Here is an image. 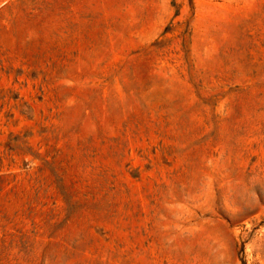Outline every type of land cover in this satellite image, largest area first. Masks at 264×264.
Returning <instances> with one entry per match:
<instances>
[{
    "label": "rangeland",
    "instance_id": "374dc122",
    "mask_svg": "<svg viewBox=\"0 0 264 264\" xmlns=\"http://www.w3.org/2000/svg\"><path fill=\"white\" fill-rule=\"evenodd\" d=\"M0 264H264V0H0Z\"/></svg>",
    "mask_w": 264,
    "mask_h": 264
}]
</instances>
